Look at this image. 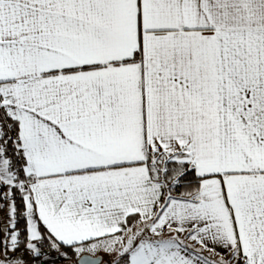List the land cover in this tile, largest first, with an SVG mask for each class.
Segmentation results:
<instances>
[{
  "label": "crops",
  "instance_id": "obj_1",
  "mask_svg": "<svg viewBox=\"0 0 264 264\" xmlns=\"http://www.w3.org/2000/svg\"><path fill=\"white\" fill-rule=\"evenodd\" d=\"M0 88L29 245L43 226L117 243L104 264H264V0H0ZM163 153L195 193L155 176Z\"/></svg>",
  "mask_w": 264,
  "mask_h": 264
},
{
  "label": "rangeland",
  "instance_id": "obj_2",
  "mask_svg": "<svg viewBox=\"0 0 264 264\" xmlns=\"http://www.w3.org/2000/svg\"><path fill=\"white\" fill-rule=\"evenodd\" d=\"M170 161L169 155L165 153L153 155L150 159L155 176L165 180L169 187L178 179V176H166ZM23 179L24 172L19 169L15 159L6 156L0 139V264H78V258L86 251L99 254L103 259L101 264L108 260L116 262V260L123 258V256L117 257L113 254L117 243H106L96 250L91 247V245L94 246L93 244H87L80 248L74 246L72 252H67L51 242L46 243L41 240L37 244H28L29 249L26 251L18 250V253L15 252L22 243V237L21 231L16 229L15 221L20 214L15 207V198H13L12 193L15 191L17 196L23 197L21 186ZM123 238L121 239L123 240ZM220 258L223 259L224 264H248L238 253Z\"/></svg>",
  "mask_w": 264,
  "mask_h": 264
},
{
  "label": "trees",
  "instance_id": "obj_3",
  "mask_svg": "<svg viewBox=\"0 0 264 264\" xmlns=\"http://www.w3.org/2000/svg\"><path fill=\"white\" fill-rule=\"evenodd\" d=\"M17 162V161H16ZM18 164V163H17ZM19 166V164H18ZM166 176L168 177H177V182H175L172 186L169 188L177 195H187L191 193H195L199 177L196 175V171L193 165L190 163H184V162H174L170 161L168 163ZM16 209L18 213L20 214L15 221L16 229H19L21 231V237H22V243L21 245L15 250V252H19L21 250H28V233H27V221H26V214H25V200L23 197L17 196L16 192L14 191L12 193ZM1 201V197H0ZM131 221V220H129ZM42 230V241H45L46 243H50V235H48L47 230L41 226ZM60 248L67 252H72L75 245H65L59 243ZM191 249L195 250L199 255L204 257L207 261H209L211 264H224L223 259L210 251L205 250L204 248H198L194 246H189ZM19 250V251H18ZM79 259V258H78ZM249 264V263H248Z\"/></svg>",
  "mask_w": 264,
  "mask_h": 264
},
{
  "label": "built area",
  "instance_id": "obj_4",
  "mask_svg": "<svg viewBox=\"0 0 264 264\" xmlns=\"http://www.w3.org/2000/svg\"><path fill=\"white\" fill-rule=\"evenodd\" d=\"M0 139L2 149L6 156L12 157L19 164V169L24 171L28 164V154L22 145V137L16 127L11 110L5 101L0 88Z\"/></svg>",
  "mask_w": 264,
  "mask_h": 264
},
{
  "label": "water",
  "instance_id": "obj_5",
  "mask_svg": "<svg viewBox=\"0 0 264 264\" xmlns=\"http://www.w3.org/2000/svg\"><path fill=\"white\" fill-rule=\"evenodd\" d=\"M101 256H94L90 254H83L77 260L78 264H101L102 263Z\"/></svg>",
  "mask_w": 264,
  "mask_h": 264
}]
</instances>
